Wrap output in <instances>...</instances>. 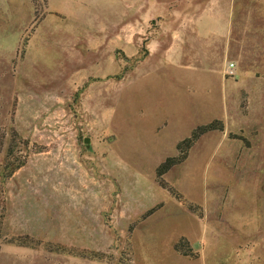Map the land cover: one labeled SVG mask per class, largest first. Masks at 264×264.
Instances as JSON below:
<instances>
[{
  "label": "rangeland",
  "instance_id": "1",
  "mask_svg": "<svg viewBox=\"0 0 264 264\" xmlns=\"http://www.w3.org/2000/svg\"><path fill=\"white\" fill-rule=\"evenodd\" d=\"M0 264H264V0H0Z\"/></svg>",
  "mask_w": 264,
  "mask_h": 264
},
{
  "label": "trees",
  "instance_id": "2",
  "mask_svg": "<svg viewBox=\"0 0 264 264\" xmlns=\"http://www.w3.org/2000/svg\"><path fill=\"white\" fill-rule=\"evenodd\" d=\"M210 129H213L212 127V124H208V125H205V126H200L198 127L194 132H193V135L191 138H186L185 140H183V143H191L193 139H195L197 137V135H199L201 133V131H206V130H210ZM180 144H178V148H180ZM173 162H175V159L173 158H169L167 159L160 167H159V173H162L168 166H170V164H172ZM178 243L177 242L175 244V249L176 250H179L178 249Z\"/></svg>",
  "mask_w": 264,
  "mask_h": 264
},
{
  "label": "built area",
  "instance_id": "3",
  "mask_svg": "<svg viewBox=\"0 0 264 264\" xmlns=\"http://www.w3.org/2000/svg\"><path fill=\"white\" fill-rule=\"evenodd\" d=\"M230 66H232V63H230Z\"/></svg>",
  "mask_w": 264,
  "mask_h": 264
},
{
  "label": "water",
  "instance_id": "4",
  "mask_svg": "<svg viewBox=\"0 0 264 264\" xmlns=\"http://www.w3.org/2000/svg\"><path fill=\"white\" fill-rule=\"evenodd\" d=\"M85 141H87V140H85Z\"/></svg>",
  "mask_w": 264,
  "mask_h": 264
}]
</instances>
